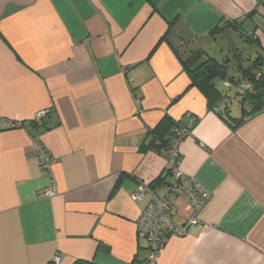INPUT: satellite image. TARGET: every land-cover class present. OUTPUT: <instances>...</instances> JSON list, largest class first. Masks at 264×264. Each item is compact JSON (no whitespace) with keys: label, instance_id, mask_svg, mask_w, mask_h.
Listing matches in <instances>:
<instances>
[{"label":"crops","instance_id":"obj_1","mask_svg":"<svg viewBox=\"0 0 264 264\" xmlns=\"http://www.w3.org/2000/svg\"><path fill=\"white\" fill-rule=\"evenodd\" d=\"M230 33L261 49L244 62ZM234 48L246 65L264 57V0H0V264L144 262L149 196L130 195L168 193L166 159L151 146L167 116L188 130L180 186L193 180L206 199L184 235L162 232L157 264H264V110L236 125L240 105L235 117L219 90L210 108L179 60L229 59ZM174 202L179 226L186 212Z\"/></svg>","mask_w":264,"mask_h":264},{"label":"built area","instance_id":"obj_2","mask_svg":"<svg viewBox=\"0 0 264 264\" xmlns=\"http://www.w3.org/2000/svg\"><path fill=\"white\" fill-rule=\"evenodd\" d=\"M259 76L257 74V78ZM128 83L131 84L132 80L128 79ZM248 87L247 83L241 84L239 86L240 93L246 91ZM44 115L45 112H39L32 120L41 124ZM186 135H188V130L177 128L175 130V137L170 141L169 147L161 151V154L166 159L167 175L171 180L168 184L167 195L163 198H157L152 190L145 185H139L130 195L132 201H141L145 196H149V201L145 205L137 234L138 238L143 239L147 245V257L144 264H157L160 251L163 247L162 232L164 230H169L171 233L182 236L190 226L198 224L194 214L202 206L206 195L193 180H190L183 188L180 186V180L184 175L180 170L179 145ZM34 145V154L38 165L42 170L51 173L52 160L38 137L34 138ZM56 194V186L53 182L52 186L43 193L48 198L54 197ZM176 198L183 202L184 211L186 212L182 216L184 222L179 226L173 223V216L179 212L174 202ZM52 262L58 264L60 262L59 256H54Z\"/></svg>","mask_w":264,"mask_h":264},{"label":"trees","instance_id":"obj_3","mask_svg":"<svg viewBox=\"0 0 264 264\" xmlns=\"http://www.w3.org/2000/svg\"><path fill=\"white\" fill-rule=\"evenodd\" d=\"M252 13H254V10L252 11ZM224 23L226 25L228 24L227 27L233 26L240 32H243L241 28L239 29V27H237L236 20H229L225 21ZM211 34H215V32H212ZM245 36L248 39L246 41H257V39L254 38L251 34H245ZM233 50L234 52L237 51V49L235 48ZM233 54L234 62L233 64H231V68L228 65L230 59H227V57L219 60V58L208 55L203 51H196L189 57L185 59L180 58L179 60L188 76L190 87H194L205 97L210 108L218 104L219 101L223 98V93L219 91L215 84L216 80H229L237 85L235 94L239 97L238 104L240 105L242 110V118L236 122V125H239L243 122V118H245L246 116L249 117L264 109V57H258L252 63L246 65L241 60L238 51L237 54ZM230 70L232 71L230 72ZM257 74L260 75L259 78H257ZM246 83L249 85L248 89L243 93H240L239 86ZM165 121H167L166 125L168 124L169 128L168 134L163 138L156 140L153 138V140H151V146H153V149L159 154H161L162 150L169 147L170 141L173 137H175V130L177 128H183L178 124V122H176L169 116L165 118ZM31 123L35 130L38 129L39 125H41L36 123L34 120H32ZM35 137L36 136L34 135V138ZM123 177L124 176L121 175L119 179ZM163 180L164 179L159 178L157 182H163ZM150 186L153 187L152 184ZM145 260L141 264H144ZM49 264H53V262ZM72 264L93 263L77 260Z\"/></svg>","mask_w":264,"mask_h":264},{"label":"rangeland","instance_id":"obj_4","mask_svg":"<svg viewBox=\"0 0 264 264\" xmlns=\"http://www.w3.org/2000/svg\"><path fill=\"white\" fill-rule=\"evenodd\" d=\"M230 35L233 37V40L236 42L235 44L237 45L236 48L238 49V51L243 53L244 62L246 61V57H247L248 53H254L255 50L257 51V50H260L261 49L256 44H252L249 41H246V39L241 38L240 35H237L235 33H230ZM242 37H244V36H242ZM219 40H220V38H218V41ZM220 45H223V44H219L218 43V45L216 44V45L213 46V50L212 51H213V53H215L216 57H220V56H217L220 53ZM217 46H219V47L217 48ZM234 53L237 54V51L234 52ZM225 54L227 55V53H225ZM227 56H229L228 58L233 61L234 54H231L230 53V55H227ZM223 58H225V56ZM223 58H219V60H222ZM231 66L232 65H230V68H231ZM231 71L232 70H230V72ZM215 84H216V86L218 87V89L220 91H223V93H225V95L227 97L226 102H227L228 105L231 106L230 107L231 108V113L233 115H235V117H238L239 116V113H238V101H239V97H238V95L235 94V92H234L235 90L233 88H231V89H225L222 86V83L219 82V80H216L215 81Z\"/></svg>","mask_w":264,"mask_h":264}]
</instances>
